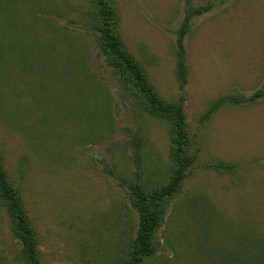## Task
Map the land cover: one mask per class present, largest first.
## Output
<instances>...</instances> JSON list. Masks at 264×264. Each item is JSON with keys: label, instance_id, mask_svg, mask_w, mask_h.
Segmentation results:
<instances>
[{"label": "rangeland", "instance_id": "rangeland-1", "mask_svg": "<svg viewBox=\"0 0 264 264\" xmlns=\"http://www.w3.org/2000/svg\"><path fill=\"white\" fill-rule=\"evenodd\" d=\"M111 3L157 96L181 102L195 155L142 264H215L264 241V0ZM207 4L183 38L179 87L177 30ZM89 11V0H0V158L40 264H120L137 225L128 187L171 168L167 124L118 85ZM9 224L0 206V264H21Z\"/></svg>", "mask_w": 264, "mask_h": 264}, {"label": "trees", "instance_id": "trees-1", "mask_svg": "<svg viewBox=\"0 0 264 264\" xmlns=\"http://www.w3.org/2000/svg\"><path fill=\"white\" fill-rule=\"evenodd\" d=\"M90 11L87 14L88 29L97 33L96 43L105 65L117 77L118 85L134 99L138 100L143 111L150 117L167 124L169 141L170 173L165 182L154 184L149 188L138 185L128 187L129 203L137 215L134 237L128 243L125 255L120 264H142L155 252L154 235L161 226L164 214L173 196L179 191L188 169L195 160V155L187 153L188 137L182 112L181 102L172 103L161 100L139 63L127 52L117 30V15L111 0H89ZM211 8L210 4L188 7L177 30L176 73L179 87L185 84L186 67L184 63L183 38L193 16L201 15ZM262 95L257 91L245 102H253ZM230 99V98H228ZM243 101V100H241ZM235 103L238 104L236 100ZM219 102L215 103V106ZM214 106V107H215ZM217 169H228L225 165L213 166ZM0 206L9 218L10 232L19 244L21 264H40L36 252L34 235L29 227L18 194L7 181L0 158ZM215 264H264V241L246 239L228 256L221 255Z\"/></svg>", "mask_w": 264, "mask_h": 264}]
</instances>
